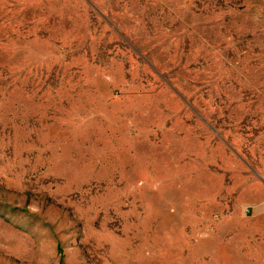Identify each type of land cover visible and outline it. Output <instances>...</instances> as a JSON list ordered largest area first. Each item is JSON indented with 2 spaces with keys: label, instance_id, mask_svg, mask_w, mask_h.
I'll use <instances>...</instances> for the list:
<instances>
[{
  "label": "rangeland",
  "instance_id": "374dc122",
  "mask_svg": "<svg viewBox=\"0 0 264 264\" xmlns=\"http://www.w3.org/2000/svg\"><path fill=\"white\" fill-rule=\"evenodd\" d=\"M0 264H264V0H0Z\"/></svg>",
  "mask_w": 264,
  "mask_h": 264
}]
</instances>
